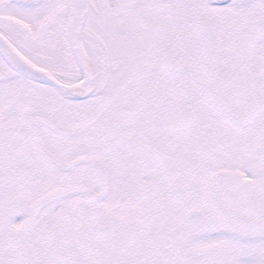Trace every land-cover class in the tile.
<instances>
[{
    "label": "snow or ice",
    "instance_id": "1",
    "mask_svg": "<svg viewBox=\"0 0 264 264\" xmlns=\"http://www.w3.org/2000/svg\"><path fill=\"white\" fill-rule=\"evenodd\" d=\"M0 264H264V0H0Z\"/></svg>",
    "mask_w": 264,
    "mask_h": 264
}]
</instances>
